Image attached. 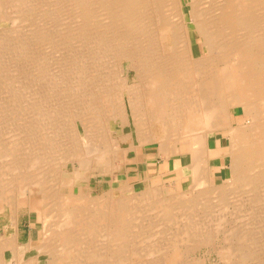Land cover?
<instances>
[{
  "label": "bare ground",
  "instance_id": "6f19581e",
  "mask_svg": "<svg viewBox=\"0 0 264 264\" xmlns=\"http://www.w3.org/2000/svg\"><path fill=\"white\" fill-rule=\"evenodd\" d=\"M50 1L0 0V13L8 15L9 20L14 18L20 21L36 12L35 4L40 2L43 7ZM87 1H73L78 13L76 15L79 17L78 22L75 20L77 23L73 21L77 26L73 27V34L76 37L73 36V38L85 44L87 37H91L88 42L92 41L93 46L97 47L93 51L94 47L87 42L93 51L90 56L91 62L85 65L84 58L80 59L84 57V54H81L77 47L82 44L78 46L77 41L76 43L70 41L72 26H67L68 23L65 20L66 23L58 25L66 26L62 29L67 35L65 36L67 45L58 37L59 41L53 40V29L52 37L49 34V42L52 39V43L60 42H56L55 45L62 43L66 47L69 46L74 53L73 57L77 56V62L72 65L75 70L68 71H73L74 74L76 71L80 75L75 74L73 86L71 85L73 90L70 89L81 91L83 95L75 93L78 96H75V99L74 93L66 99L58 97L59 100L56 101L58 103L55 101L52 103V99L49 100L50 97L46 98L51 96L50 93L45 96V99L43 98L44 101H42L45 103L43 105L50 109L48 111L50 116L61 115V118H56V125H52L56 128L52 126L49 127L50 130L47 128L49 131L45 132L46 136L37 138L42 139L41 147H35L33 143H30L31 139L28 142L27 137L30 132L33 131L32 133L35 134L44 126L47 117H50L45 114L44 118L38 117L33 119L35 122L26 125L20 139L17 140L16 136L15 138L12 136L11 140L9 137L10 144L0 150V213L7 211L12 226L16 227L20 205L27 204L30 208L42 209L39 211V218L43 221L44 232L49 234L50 241L48 245L44 243L43 246H48L50 264H82V259L100 261L93 262L94 264H102L103 261L107 264L130 263V256H136L138 254L136 251H139L133 248L135 241L129 239L130 230L132 227L142 229L144 226L152 228L158 226L161 228L159 235L168 236L163 242L156 240L153 243H147L150 245L146 250L144 248V256L147 253L157 255L147 264H180V253L185 249L179 247L182 242L181 236L185 237L183 239L187 242L191 241L195 243L194 245H198L199 241L207 242L209 239L218 237L219 234H222L223 239L229 243L230 236L236 238L238 242L237 244L233 240L236 246L221 247L229 254L225 257L227 264H264V208H262L264 205H261L259 211L257 208L250 211L251 218L236 225L239 229L235 226L219 228L220 221L225 219L223 216L225 213L221 211L229 204L234 207V212H239L241 204L264 203V0H89V5L94 6V8L90 7L92 10L88 7ZM52 2L54 3V0ZM63 4L62 2L60 5ZM186 6H188L187 12H185ZM52 7V10H55L54 6ZM57 8L59 9L58 6ZM77 16L74 19L78 18ZM188 19L191 24L188 23ZM89 20L92 22L90 28L94 30L99 28L90 36L89 23H87ZM21 23H12L14 26L11 29L0 27V64L4 66H2L4 70L0 68V79H4L1 86L5 84L6 79L14 81L23 76L19 72L23 71L21 60L24 58L21 59L19 56L20 60L16 57L17 60L7 64V61L4 62L6 51L19 55L23 53L26 60L30 57L33 59H30L33 64L31 63V67L28 66L29 71H24L29 81L35 79L37 76L35 73L40 72H36L37 58L43 56L45 59L44 51L42 52L31 43H33L32 40L35 41L34 43L48 41L47 30L34 28L31 33H27L29 30L27 32L24 30L26 34ZM59 26L56 25L57 28ZM189 29H193L198 36L197 54L193 51ZM61 33L58 32L60 35ZM58 34L55 33V36ZM69 48H66L67 51ZM59 49L61 51L64 48ZM71 51L69 50V53ZM103 51L114 54L112 56L117 61L118 69L123 72L124 69L132 72L134 79L132 83L123 84L124 80L128 79L126 75L127 78L117 82L118 86L115 82L116 86L114 84L111 88L112 82L110 83V78L109 80L107 78L108 72L104 73L105 76L107 75L104 78L107 79L101 78L104 71L100 67L106 59L104 61L103 58L102 62L96 52L101 54L100 52ZM51 52L48 57L52 54ZM58 54L54 57L52 54L51 57L55 60ZM10 56L13 58L12 55ZM59 57L61 59V56ZM65 58L62 57V59ZM6 59L8 60L9 57ZM80 60L84 64H81ZM40 62L41 60L38 63ZM107 62H112V59ZM41 67L38 69L40 70ZM56 71H54L55 74H57ZM52 74L51 76H54ZM71 76L74 78L73 74ZM12 80L9 87L20 90L17 84L15 88ZM17 81L20 82V80ZM21 81L24 83L23 80ZM81 82L87 84H84L82 88ZM71 90L67 91L71 93ZM63 94L60 95L63 96ZM0 100L3 101L1 98ZM80 102L82 104L89 102L90 105L86 103L89 105L88 109H94L89 112L90 118L83 116L86 115L85 112L82 115L80 109L83 105H79ZM4 105V102L1 103L0 108ZM239 107L242 108L241 116L234 115L232 110L236 111ZM84 118H88V122L81 125L86 120L82 122ZM113 122L119 123L120 129L132 123L138 146L133 143L132 132H127L120 138L115 137L112 129ZM154 126H158L160 131L158 137L152 132ZM223 130H226L225 134ZM210 132H221L225 136L228 135L231 140L230 143L228 142L229 148L226 152L231 154L230 176L227 177L226 182L222 181L216 186L212 183L211 165L208 164L211 157V150L207 146ZM33 134L30 133L31 136ZM33 137L36 138V135ZM156 140L159 142L158 150L163 153L164 158H168L171 154L188 153L190 155L188 164L190 188L180 191L176 188V192L165 194L160 185L151 184L140 193L137 191V194L117 199L115 201L117 204L113 203V205L116 204L114 207L106 202L110 200L109 192V194L102 192L95 198H90L88 192L84 193L80 187L77 192H74L76 181L83 178L84 171L107 168L114 174L118 169V163L116 165L114 162L118 161L120 151H122L120 155L127 163V153L130 150L137 152L143 145ZM121 142L128 143L127 147H121ZM182 144L187 145L186 151L181 150ZM220 151L222 150H216V154H220ZM94 164H96L95 167H93ZM65 169L69 174L64 173L63 176L61 174ZM246 187L249 188L248 191H244L243 188ZM65 188L68 192L62 193V189ZM212 188L215 190L212 191ZM240 188L243 189L242 192ZM233 189L239 191L234 192ZM36 195L40 196L39 200L34 198ZM232 197L236 199L232 200ZM80 201L84 202L81 206ZM46 209L49 211L46 212ZM217 212L219 214H216ZM247 213L249 212L245 214ZM208 218L216 219L214 230L208 231L204 224L199 223L200 220L204 221ZM179 221L182 222L180 225ZM121 223H124V226H121ZM171 228L174 230L166 233ZM1 234L0 264L8 262L5 256L6 250L11 253L10 260L21 263L22 255L30 248L31 241L21 246L18 241L19 235H15L16 233L7 236ZM22 264H35V258L24 261Z\"/></svg>",
  "mask_w": 264,
  "mask_h": 264
},
{
  "label": "rangeland",
  "instance_id": "374dc122",
  "mask_svg": "<svg viewBox=\"0 0 264 264\" xmlns=\"http://www.w3.org/2000/svg\"><path fill=\"white\" fill-rule=\"evenodd\" d=\"M53 0H51L49 3H47L46 5H44L43 7H41V3L39 2H37L38 4H35V7H36V12L32 15H28V16H26L24 19H22V20H24V21H22V20H18V21H16V19H12L11 18V20H9L10 18L8 17V15L6 16V14H4V13H0V27H3L4 29H7V28H9V29H11L13 26H14V24H16V23H21V25H22V27H23V31L24 30H26V32L27 33H31L32 32V30L34 29V28H42L43 30L45 29V31L48 33V35H47V39H48V41L46 40V38H45V42H39V43H34L35 41L34 40H32V42L33 43H31L32 45L34 44V45H36L35 47L36 48H39V50L41 49V51L43 52V55H44V57H45V59L43 58V56H39L40 57V60H41V62H40V64L38 63L40 60H38L39 59V57L37 58V60H36V64H38V65H36V67H37V69H36V72L38 71H40L39 73H35L37 76H35V79H33V80H31V81H29V80H27V76L24 74V73H26V72H24V71H29V67L28 66H32V58L30 57V58H28L27 60H29V62L26 60V57H24V54L22 55V54H17V53H11V52H9V51H6L5 52V55H4V62H6L7 64L8 63H12V61H14V60H17V58L16 57H18L19 59H20V57H21V59H23L24 58V60H21V65H22V67H23V71L22 72H19V73H22V75L23 76H21L20 77V79H17V80H20V84L18 83V81L17 80H15L14 79V86L17 84V85H19V87H20V90H16V89H13V87H9V83H10V81L11 80H9V79H6L5 80V84H3V86H1L2 85V82H3V80H1L0 79V82H1V84H0V98L1 99H3V101L2 100H0V104L1 103H5V107L4 106H2L1 108H0V134H2V135H0L1 137H0V150L2 149L3 150V148L4 147H6V146H8L9 144H10V139L12 140L13 139V137L15 138V136H16V138H17V140L18 139H20L21 137H22V133H23V131H24V127L26 126V125H28V124H32V122H35L33 119H36V118H40L41 116H42V118H44L45 117V115L46 116H50V114L48 113V111H50V109L48 110L47 109V107H45L43 104H45V103H43V98L45 99V96L47 95V94H49L50 93V95L51 96H46V98H49V100H51V102L53 103L54 101L56 102L57 100H59L58 99V97H63V99L65 98L66 99V97H70L69 95H72L73 93H74V95H73V97H74V99L76 98V97H78V96H76L77 94H80L81 93V91L80 92H78V91H72L73 89H72V87H71V85L73 86V80L75 79V74L76 75H80V74H77L76 73V71H74L75 72V74L73 73V71H68V70H75V69H73L72 68V65L74 64V62H77L76 61V59L78 60V58H76L77 56H74L73 57V52L71 51V47L69 48V46H65V44H62V46L60 47V45L58 44H56L55 45V43L57 42V41H59V40H62L61 42H63V40L65 41V42H63V43H66V45H67V37H66V39H65V36H67L66 35V32L65 31H63V29L62 28H64V27H66V26H63V25H61V26H63V27H60L58 24L59 23H71V25L69 24H66L67 26H69V27H71L72 26V28H70L71 29V34H70V37L72 36V40L70 39V41H72V43H76V41H77V39H74L73 38V36L75 37V35L73 34L74 33V29H73V27H74V25L79 21V17L76 15V14H78L77 13V11H76V9H75V6H74V2H75V0H61L60 1V3H59V0H54V3L52 2ZM57 2V5L55 6V3ZM74 1V2H73ZM62 2L64 3L62 6L60 5V4H62ZM71 2V3H70ZM72 2H73V4H72ZM88 3V7L90 8V7H92V8H94V6H92L91 4V6L89 5V3H90V1L88 0L87 1ZM59 3V4H58ZM38 5V6H37ZM43 5V4H42ZM49 5V6H48ZM52 6H54V9L55 10H52L53 9V7ZM57 6L59 7V9L57 8ZM73 6V7H72ZM61 7V8H60ZM63 7V8H62ZM71 7V8H70ZM46 8V9H45ZM75 9V11L73 10V9ZM92 8H90L91 10H92ZM39 9V10H38ZM58 9V10H57ZM68 9V10H67ZM49 10V11H48ZM60 10V11H59ZM50 11H52V12H50ZM188 11V6H186L185 7V12H187ZM46 12V13H45ZM71 13H73V14H71ZM35 14H38V15H35ZM42 14V15H41ZM54 14V15H53ZM71 14V15H70ZM56 15V16H55ZM59 15V16H58ZM70 17H69V16ZM78 17V18H75L74 19V17H76V16ZM99 15V14H98ZM41 16V17H40ZM47 16V17H46ZM28 17V18H27ZM32 17V18H31ZM60 19H59V18ZM65 19H64V18ZM68 17V18H67ZM42 18V20H40V19ZM54 18V19H53ZM59 19V20H57V19ZM71 18V19H70ZM99 18V17H98ZM55 19H56V21H55ZM69 19L71 20V21H69ZM100 19V18H99ZM30 20V21H29ZM32 20V21H31ZM66 22H65V21ZM77 22H76V21ZM35 21V22H34ZM37 21V22H36ZM46 21V22H45ZM59 21V22H58ZM73 21H75V22H73ZM16 22V23H15ZM30 22H32V23H29ZM34 22V23H33ZM12 23H14V24H12ZM24 23V24H23ZM27 23V24H26ZM40 25H38V24ZM52 23H57L56 25H57V27L59 26V28H57L56 27V25H53ZM87 23H89V26H88V30H90V31H88V32H90V33H88L89 34V36L92 34H95V32L99 29H93V28H90V24L92 23L90 20L87 22ZM188 23H190L191 24V22H190V20L188 19ZM29 24V25H28ZM33 24V25H32ZM52 24V25H51ZM37 25V26H36ZM51 25V26H50ZM78 25V24H77ZM35 26V27H34ZM53 26L55 27V28H53ZM75 27H77L76 25H75ZM26 28V29H25ZM27 28H29V29H27ZM41 29V30H42ZM52 29H53V32H52ZM54 29H56L57 31L58 30H60V31H58L59 33H61V35L60 34H58V32L56 31V30H54ZM72 29H73V31H72ZM49 30V31H48ZM56 31V32H55ZM93 31V32H92ZM25 32V31H24ZM25 32V33H26ZM54 33V36H53V40L55 39H57V41H53V43H52V39H51V42H49L50 41V39H49V36L51 35V37H52V33ZM64 32H65V34H64ZM92 32V33H91ZM24 33V34H25ZM26 33V34H27ZM55 33H56V35L58 34V36H55ZM188 33H190L189 34V37H190V39H191V41H192V46H193V51H194V53L195 54H197V52H198V42H197V38H198V36H197V34L195 33V31L193 30V29H189L188 30ZM50 34V35H49ZM64 34V35H63ZM191 35V36H190ZM26 36V35H25ZM25 36H23V37H25ZM62 36H64L63 38H62ZM50 37V38H51ZM54 37H56V38H54ZM60 38L59 40H58V38ZM76 38V37H75ZM88 39H86L87 40V42H88V40H90V38L91 37H87ZM75 41V42H74ZM79 41L80 40H78L77 41V45L79 44H82V46H79V47H77V48H79L78 50H80L79 52L81 53V54H84V57L82 56V58H80L81 60H83V58H84V63H85V65H87L89 62H91V59H90V56H91V54H92V52L93 51H95L96 50V48L93 46L94 44L92 43V41H90V42H88V44H90L91 46H93L94 48H93V51H92V47L90 46V45H88L87 44V42L84 44V42L83 43H79ZM80 42H82V41H80ZM44 45H43V44ZM51 43V44H50ZM57 43H60V42H57ZM83 44H84V47H83ZM71 45V44H70ZM76 45V46H77ZM46 48H45V47ZM54 48H53V47ZM65 46V47H64ZM75 46V45H74ZM86 46H88V48L86 47ZM32 48H33V46H31ZM56 47V48H55ZM81 47H83L82 49H81ZM43 48V49H42ZM58 48V49H57ZM59 48H64V49H62L61 51H60V49ZM66 48H69L68 49V51H67V49ZM52 49V50H51ZM59 50V51H57L56 50V52L54 51V50ZM197 49V50H196ZM48 50H49V52H48ZM66 50V51H65ZM69 50L72 52H70L69 53ZM82 50V51H81ZM85 50V51H84ZM89 50H90V52H89ZM51 51H53V52H55V53H53V52H51ZM87 51V52H86ZM9 52V53H8ZM47 52L50 54V52L52 53V54H54L53 55V57L54 56H56V54H58L59 52V54H58V56L55 58V60H54V58L53 57H51L52 56V54L50 55V57H48V55L49 54H47ZM58 52V53H57ZM62 52H64V53H62ZM68 53V54H67ZM86 53H87V55H86ZM90 53V55H88ZM101 54H99L98 52H96V54L98 55V56H100V58L102 59V62H103V58H104V61H105V59H106V61L105 62H101L103 65H101V67L100 68H102L103 69V77H101V78H103V79H107L108 78V80H109V78H110V83H111V85H112V87L111 88H113V85L115 84V82H116V84H117V82L118 81H120L121 79H124V78H127L126 77V75L128 76V79H125L124 81L125 82H123V84L125 85V83H132L133 82V77H132V72L131 71H126V69H124V72L123 71H121V69H118L117 68V61L116 60H114V58H113V56L112 55H114V54H112V52H109V51H103V52H100ZM111 53V54H110ZM12 55L13 56V58L10 56V55ZM65 54V55H64ZM6 55H8V56H6ZM63 55V56H62ZM69 55V56H68ZM107 55H108V57H107ZM20 56V57H19ZM59 56H61V59H60V57ZM87 57V59H86V57ZM103 56V57H102ZM7 57H9V59L7 60L6 58ZM62 57L63 58H65V59H62ZM111 57V58H110ZM11 58V59H10ZM14 58H16V59H14ZM41 58H43V59H41ZM99 58V60H101ZM18 59V60H19ZM30 59H32L31 61L32 62H30ZM72 61H71V60ZM88 59H90L89 61H88ZM108 59V60H107ZM112 59V62H107V61H110ZM19 60V61H20ZM26 60V61H25ZM42 60H44V61H42ZM75 60V61H74ZM80 60V61H81ZM86 60V61H85ZM45 61H47V62H45ZM54 61H56V62H54ZM69 61V62H68ZM83 61H81V64H84V63H82ZM24 62V63H23ZM26 62V63H25ZM28 62V63H27ZM53 62V63H52ZM5 63V64H6ZM32 63V64H31ZM46 63V64H45ZM48 63V64H47ZM55 63H56V65H55ZM110 63V64H109ZM24 64H27V65H24ZM31 64V65H30ZM54 64V65H53ZM105 64V65H104ZM109 64V65H108ZM39 65H45V66H39ZM53 65V66H52ZM62 65H64V67L62 66ZM111 65V66H110ZM0 68L1 69H3V65H1L0 64ZM3 66V67H2ZM26 67V69H25V67ZM65 66H66V68H65ZM69 66V67H68ZM103 66V67H102ZM6 67H7V65H6ZM39 67H41L40 68V70L38 69ZM47 67V68H46ZM49 67V68H48ZM50 67H52L51 69H50ZM64 69H63V68ZM55 68V69H54ZM69 68V69H68ZM0 69V70H1ZM46 69H47V71H46ZM56 69H57V71H56ZM62 69V70H61ZM113 69V70H112ZM4 70V69H3ZM30 70H31V68H30ZM65 70H67V71H65ZM27 71V72H28ZM42 71H43V74H42ZM46 71V72H45ZM49 71V72H48ZM54 71H56L57 72V74H55V72ZM62 71H63V73H62ZM102 71V70H101ZM60 72H61V74H60ZM108 72V77L107 78H104V76H105V74ZM52 75H56L55 77L54 76H51V74ZM105 73V74H104ZM27 74V73H26ZM65 74V75H64ZM71 74H73V76H74V78L71 76ZM43 75V76H42ZM46 75V76H45ZM62 77H61V76ZM112 77H111V76ZM41 76V77H40ZM59 76V77H58ZM71 76V77H70ZM107 76V75H106ZM105 76V77H106ZM26 77V79H23V78H25ZM50 77V78H49ZM39 78V79H38ZM40 78H42V79H40ZM48 78V79H47ZM53 78V79H52ZM61 78V79H60ZM68 78H70V79H68ZM73 78V79H72ZM100 78V79H101ZM63 79V80H62ZM21 80H23L24 81V83L21 81ZM58 80V81H57ZM107 80V81H108ZM7 81H9V82H7ZM61 81H63V83H60ZM70 81V82H69ZM123 81V80H122ZM122 81H121V83H122ZM17 82V83H16ZM30 82V83H29ZM51 82H52V84H51ZM4 83V82H3ZM7 83V84H6ZM23 83V84H22ZM56 83V84H55ZM60 83V84H59ZM70 83H72V84H70ZM47 84V85H46ZM54 84V85H53ZM62 84V85H61ZM67 86H66V85ZM80 84H82V88H83V86H84V84H87V83H85V82H81ZM116 84L114 85V86H116ZM16 85V86H17ZM36 85V86H35ZM52 85V86H51ZM110 85V86H111ZM6 86V88H4ZM16 86H15V88H16ZM60 86V87H59ZM117 86H118V84H117ZM9 87V88H8ZM29 87V88H28ZM35 89H33V88ZM36 87V88H35ZM11 88H12V90H11ZM18 88V87H17ZM21 88H22V90H21ZM49 88V89H48ZM55 88V89H54ZM67 88V89H66ZM72 90H71V89ZM3 89H5V90H3ZM32 89V90H31ZM37 89V90H36ZM52 89H53V91H52ZM57 89V90H56ZM63 89V90H62ZM69 89V91L71 90L72 92L70 93V92H68L67 90ZM84 89H86V87H84ZM52 92H50V91ZM58 90H59V92H58ZM15 91V92H14ZM32 91V92H31ZM49 91V92H48ZM55 91H56V93H55ZM60 91H61V93H60ZM65 91H67L66 93H65ZM17 92V93H16ZM42 92V93H41ZM45 94H44V93ZM78 92V93H77ZM2 93V94H1ZM55 95H54V94ZM63 94V96H61L60 94ZM75 93H76V95H75ZM7 94V95H6ZM11 94V95H10ZM58 96H57V95ZM82 94V93H81ZM14 95V96H13ZM18 95V96H17ZM41 95V96H40ZM53 95V96H52ZM83 95V94H82ZM76 96V97H75ZM114 96H116V95H114ZM3 97H5V98H3ZM52 97V98H51ZM55 97H57V98H55ZM16 98V99H15ZM55 99V100H54ZM78 99H80V98H78ZM33 100V101H32ZM35 100H36V102H35ZM43 100V101H42ZM2 101V102H1ZM38 101V102H37ZM40 101V102H39ZM80 101V100H79ZM78 101V102H79ZM35 102V103H34ZM41 102H42V104H41ZM116 102V101H115ZM32 103V104H31ZM38 103V104H37ZM56 103H58V102H56ZM86 103H89V102H85V104ZM6 104H8V106L6 105ZM37 104V105H36ZM84 104V102H83V104H82V102H80V104L79 105H83V107H81V109H80V111H82V115H83V113L84 114H86V115H83V116H87L88 118H90L89 116H90V111L92 112L94 109H91L90 108V110L88 109V106L90 105V103H89V105L88 104H86L85 105ZM34 105V106H33ZM40 105H42V107H40ZM85 105V106H84ZM7 106V107H6ZM33 108H32V107ZM32 108V109H31ZM39 108V109H38ZM45 109L44 111L45 112H47V114L42 110V109ZM86 108V109H85ZM96 109V108H95ZM98 109V108H97ZM7 110V111H6ZM39 110V111H38ZM43 112H42V111ZM47 110V111H46ZM88 112V113H87ZM232 113L234 114V115H238V116H241V113H242V108L241 107H239V108H237L236 109V111H233L232 110ZM236 113V114H235ZM45 114V115H44ZM4 115H7V117H4ZM44 115V116H43ZM83 116H81V118H83ZM4 117V118H3ZM14 117V118H13ZM130 117V116H129ZM15 118L17 119V120H15ZM53 120H52V119ZM56 118H61V115L60 116H53L52 117V115L48 118L47 117V119H46V121H45V123L43 124V125H41V127L42 128H40L39 130H37V131H35V132H37V133H35V134H33L32 132H30L31 134H33L34 136L36 135V138L35 137H33V135L31 136L30 135V133H29V139H28V137H27V141L28 142H30V143H33L34 144V146L35 147H41V145H42V139H40V140H38L37 138H39L40 136L41 137H45L46 136V133L45 132H48L49 130H50V128H51V126L52 125H56ZM88 118L86 119V118H84V119H82V122H83V120H85V122H83V124L81 123V125H85V124H87V122H88ZM2 119H4V120H2ZM1 120H2V122H1ZM6 120V121H5ZM10 122H9V121ZM13 120H15V122L13 121ZM31 120V121H30ZM130 120H131V117H130ZM8 121V122H7ZM48 121V122H47ZM50 121H51V123H50ZM87 121V122H86ZM4 122V123H3ZM43 122V121H42ZM54 122V123H53ZM57 122H58V120H57ZM9 123V124H8ZM4 124V125H3ZM119 123H115V122H113L112 123V129L114 130V134H115V137H122L123 136V134H127V132L129 133V132H132V134H133V143L135 144V145H137L138 146V144H137V140H136V138H135V131H134V127H133V125H132V123H130L129 125H126L125 127H123V128H121L120 129V127H121V125L119 124ZM1 125H3V126H1ZM47 125V126H46ZM6 126V127H5ZM128 126V127H127ZM3 127V128H2ZM11 127V128H10ZM46 127V128H45ZM50 127V128H49ZM155 127V126H154ZM154 127H152V132L155 134V135H157V137H158V135H159V133H160V131H159V129H158V126H156L155 128ZM49 130H48V129ZM52 128H56V126L54 127V126H52ZM2 129H4V130H2ZM120 129V130H119ZM2 130V131H1ZM7 130V131H6ZM48 130V131H47ZM157 130V131H156ZM3 131H5V132H3ZM22 131V132H21ZM41 132H43V133H41ZM225 132H226V130H223V134H225ZM17 133V134H16ZM41 133V134H40ZM39 134V135H38ZM48 134V133H47ZM19 135H21V136H19ZM4 136V137H3ZM13 136V137H12ZM38 136V137H37ZM9 137H10V139H9ZM35 138L34 140H33V138ZM6 138H7V140H6ZM31 139V140H30ZM30 140V141H29ZM38 140V141H37ZM229 140V141H228ZM67 141V140H66ZM130 141V140H129ZM4 142V143H3ZM35 142H37V143H35ZM38 142H40V143H38ZM231 142V140H230V138H229V136L228 135H226V139H225V144H226V146H225V148L222 150V151H220L221 153H226L227 151H228V148H229V143ZM127 144L128 143H120V146L121 147H127ZM159 142L156 140V141H154V142H151V143H147L146 145H141L142 147H140L139 148V150H137V152L135 151V150H130L128 153H127V156H128V160H127V163H125V161H124V158H123V156H121L122 155V151H120L119 153H118V157H119V159H118V161L117 162H114V164H116L117 165V163H118V169H116L115 170V173L114 174H112V172L110 171V170H108L107 168H106V170H98V169H95V168H93L92 170H86V171H84V173H83V178L81 179V180H77L76 181V185H75V187H74V192H77L78 191V189H79V187L84 191V193H86V192H88V196H90V198H95V197H97L98 196V194H99V196L101 195V193L103 192V194H105L106 192L109 194V195H111L110 196V200L108 199L106 202L108 203V205L110 206H112V207H114V206H116V202L115 201H117V199H120V198H123V197H125V196H128V195H130V194H137L138 192L140 193L142 190H144L145 189V187H149V186H151V184L152 185H154V184H156V185H160L161 186V190H162V192L163 193H165V194H168V193H174V192H176L175 190H176V188H177V190L178 191H180V190H185L186 188H190L191 187V179L189 180V169H185L184 170V172L183 173H181V172H177L176 170H173V167L174 166H176L175 164H178V159H179V157H178V155H180V154H171L168 158H164V156L162 155L163 153H161V152H159ZM6 145V146H5ZM3 146V147H2ZM181 150L182 151H186L187 150V145H184V144H182L181 145ZM1 152V151H0ZM5 151H3V153H4ZM216 153V151H213V150H211L210 151V155L212 156L213 154H215ZM121 154V155H120ZM136 155V156H135ZM189 154H186V156H185V153H183V154H181L180 155V157L182 156L183 158L184 157H186V159H188L190 156H188ZM228 155V157H227V161H228V164H227V168H226V172H227V176L224 178V182H226L228 179H227V177H229L230 175V168H231V154H227ZM136 158V159H135ZM168 160H170V162L172 161V164L170 165V166H167V161ZM123 161V162H122ZM136 162H138V163H136ZM95 165L96 164H94L93 165V167H95ZM120 165V166H119ZM123 166V167H122ZM69 168H70V166H69ZM92 171V172H91ZM94 171V172H93ZM228 171H229V173H228ZM63 174H61V175H63L64 176V173H66V174H69V172L65 169L64 170V172H62ZM149 173V174H148ZM185 173V177H183V175L182 174H184ZM141 174H143V175H146V178H143V179H139V176L138 175H141ZM188 174V175H187ZM60 175V176H61ZM89 175V176H88ZM88 176V177H87ZM148 177V178H147ZM112 179V180H111ZM125 179H126V181H125ZM145 179H147V180H145ZM81 181V182H80ZM141 181V182H140ZM179 181H183L182 183H180ZM120 182V183H119ZM146 182V183H145ZM108 183V184H107ZM128 183V184H127ZM130 183V184H129ZM133 183V184H132ZM142 183V184H141ZM162 183V184H161ZM213 183V182H212ZM81 184V185H80ZM125 184V185H124ZM123 185V186H122ZM215 186L217 185V184H214ZM121 186H122V188H121ZM125 186V187H124ZM127 186V187H126ZM132 186V187H131ZM141 186V187H140ZM236 186V185H235ZM110 187V188H109ZM116 187V188H115ZM118 188V189H117ZM121 188V189H120ZM126 188V189H125ZM128 188V189H127ZM132 188V189H131ZM214 188V187H213ZM212 188V191L213 190H215V189H213ZM248 187H246V188H243L244 189V191H248L249 190V188L247 189ZM125 189V190H124ZM239 189V188H238ZM236 190V189H233L232 191H234V192H236V191H239V190ZM243 189H241L240 188V190H241V192H242V190ZM87 190V191H86ZM110 190V191H109ZM120 192H119V191ZM138 191V192H137ZM243 191V192H244ZM62 193H64V192H68V190L65 188V189H62V191H61ZM233 192V193H234ZM95 194H97V195H95ZM114 194V195H113ZM93 195H95V196H93ZM258 195V194H257ZM231 196V195H230ZM117 197V198H116ZM34 198L36 199V200H39L40 199V196L39 195H36V196H34ZM116 198V199H115ZM233 198L234 199H236L235 197H232V200H233ZM113 199V200H112ZM115 199V200H114ZM104 202L103 203H105V200H103ZM110 201H113L112 203H110ZM80 203V206L81 205H83V201H80L79 202ZM79 203H77V204H79ZM110 203V204H109ZM113 203H116L115 205H113ZM248 204V205H247ZM260 205V206H258V205ZM98 205H104V204H98ZM252 205H254V207L252 206ZM261 205H264V203H259V202H257V203H255V204H249V202H247V203H244V204H241V207H240V211L239 212H237V211H233V206H231L230 204L228 205V209L225 207L224 209H223V211H221V213L223 212V213H225L223 216L225 217V219L223 220V221H220V224H219V228H223L224 227V229H226L225 227H228V228H230L231 226H235V228H237V229H239L236 225H240L242 222H245V221H248L249 220V218H251V214H250V211H252V210H254V208H257V211H259V209H261L260 207H262ZM22 206V207H21ZM37 205H35V207H36ZM251 206L253 207V209L251 208ZM259 208H258V207ZM249 208H250V210H249ZM262 208H264V207H262ZM227 209V210H226ZM246 209H248V210H246ZM42 209L40 208V209H38V208H30L29 206H27V204H23V205H20V207H19V210H18V219H17V226L16 227H13L12 226V223H11V218H10V215H9V213L7 212V211H4V212H1L0 213V234L1 235H11V234H15V235H19L18 236V241H19V243H20V245L21 246H25V245H27V244H29L30 243V241H31V243H30V248L29 249H27L24 253H23V255H22V261H21V263H15V262H13L12 260H10L9 258H11V253H10V251L9 250H6L5 251V256H6V258H7V264H22V263H24V261H27V260H29V259H31V258H35V264H50V255L48 254L49 252H48V246H43L44 245V243L46 244L47 243V245H48V242L50 243V241H49V234H46L45 232H44V228H43V221L39 218V211H41ZM47 210V211H46ZM45 211L46 212H48L49 211V209H46ZM225 210V211H224ZM230 212V213H229ZM235 214H234V213ZM246 212H249V213H247V215L245 214ZM216 214H219L218 212L216 213ZM227 214V215H226ZM239 214V215H238ZM241 214V215H240ZM226 215V216H225ZM239 216H240V218H239ZM9 217V218H8ZM180 217V216H179ZM235 217V218H234ZM238 217V218H237ZM183 218V217H182ZM210 218V217H209ZM205 219L204 221L203 220H200L199 221V223H202L201 225H203L204 227L206 226V229L208 230V231H210V230H214V226H215V224L214 223H216V219H213L212 218V220H210V219ZM247 220H246V219ZM42 221V222H41ZM8 222V223H7ZM209 222V223H208ZM224 222V223H223ZM229 224H228V223ZM104 223V222H103ZM103 223H102V225H103ZM180 223H182V222H178V224L180 225ZM224 224V226H222L223 224ZM40 224V225H39ZM134 224V223H133ZM145 225L147 224V223H144ZM121 226H124V223H121ZM216 227V226H215ZM43 228V229H42ZM149 229H150V231H149ZM161 228H158V226L157 227H143L142 229L140 228H133L132 227V229L130 230V232H131V235H130V237H129V239L131 240L132 239V241L134 242V244H133V248H135V250H137V249H139V251H140V249L142 250V251H136L138 254L136 255V256H130V263H128V262H123L122 264H147V263H150V262H152L153 260V258L154 257H157V255H155L154 253H152V254H154V255H148V253H147V255H145L144 256V253H143V250H144V248H145V250H146V248H147V246H149V245H147V243H153V242H155L156 240L157 241H159V242H163V241H165V240H167V235L165 236V235H159V230H160ZM42 230H43V232H42ZM141 230H143V231H141ZM174 230V228H171L170 230H168V231H166V233H169V232H171V231H173ZM139 231H141V233L139 232ZM14 232V233H13ZM138 232V233H137ZM144 232V233H143ZM44 233V234H43ZM137 234V235H136ZM140 234V235H139ZM155 234V235H154ZM135 235V236H134ZM152 235H154V236H152ZM222 234H219V236L218 237H216V238H213V239H209L207 242H203V241H199V244L197 245H194L195 243H191V241H189V242H187L186 240H184L185 239V237H182L181 236V239H182V242H180V245H179V247H181L180 249H184V250H182V253H180V261H179V263L180 264H227V261H226V259H225V257H228L227 255H229L228 254V252L226 251V250H222V248L223 247H226L227 245L229 246V245H233V246H236L235 244L237 243L238 244V242L236 241V238H232V236H230L231 238H230V243H229V241L227 242V240L225 241L224 239H223V235L221 236ZM137 236V237H136ZM140 238V239H139ZM146 240H145V239ZM156 238V239H155ZM184 238V239H183ZM30 239V240H29ZM33 239V240H32ZM148 239V240H147ZM160 239H161V241H160ZM153 240V241H152ZM229 240V239H228ZM232 240V241H231ZM233 240H235L236 241V243H235V241H233ZM43 242V243H42ZM185 242H187L188 243V245H190V246H188L187 245V243H185ZM226 242V243H225ZM145 243V244H144ZM189 243H191V244H189ZM184 246H183V245ZM185 244H186V246L189 248H187L186 246H185ZM42 245V246H41ZM34 246H35V248H34ZM39 249H38V248ZM194 247V248H193ZM222 247V248H221ZM42 250H41V249ZM46 248V249H45ZM143 248V249H142ZM45 249V250H44ZM194 249V250H193ZM221 249V250H220ZM220 250V251H219ZM181 251V250H180ZM42 252V253H41ZM37 253V254H36ZM139 253H141V254H139ZM226 253V254H225ZM143 254V255H142ZM224 254V255H223ZM35 255V256H34ZM139 255V256H138ZM187 255V256H186ZM32 256V257H31ZM159 256V255H158ZM184 256V257H183ZM30 257V258H29ZM182 257V258H181ZM134 258V259H133ZM86 259V258H85ZM10 261L12 262V263H10ZM99 261V260H98ZM98 261L96 262L94 259H91V260H89V259H86L85 261H84V259H82V264H94L93 262H96V263H98ZM49 262V263H48ZM100 262V261H99ZM104 262V261H103ZM103 262H102V264H103ZM81 263V262H80ZM105 264H107V262L105 261L104 262Z\"/></svg>",
  "mask_w": 264,
  "mask_h": 264
},
{
  "label": "crops",
  "instance_id": "0c3cea01",
  "mask_svg": "<svg viewBox=\"0 0 264 264\" xmlns=\"http://www.w3.org/2000/svg\"><path fill=\"white\" fill-rule=\"evenodd\" d=\"M225 139H226V136L223 135L221 132H210L208 134L207 146L210 150H213V151L223 150L226 146ZM211 146L213 148H211ZM186 154L188 153H185V156ZM180 155H178L179 157L178 164H175L176 166L173 167V170H176L178 173L179 172L183 173L185 169H189L188 164L190 162V157L186 159V157L183 158L182 156L180 157ZM227 157L228 155L226 153H220V154L215 153L210 157L208 161L209 166L211 165L210 166V169L212 170L211 180L214 184L221 183L222 181H224V178L227 176V172H226V168L228 164ZM166 163H167V166H170L172 164V161L170 162V160H168ZM189 173H190V170H189ZM182 175L183 177H185L184 176L185 173ZM138 176H139V179H143L146 177V175H143V174L138 175ZM179 182L182 183L183 181H179Z\"/></svg>",
  "mask_w": 264,
  "mask_h": 264
}]
</instances>
